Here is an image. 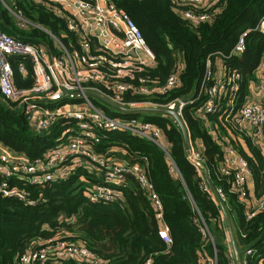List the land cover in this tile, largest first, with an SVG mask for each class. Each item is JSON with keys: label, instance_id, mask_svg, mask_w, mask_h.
Here are the masks:
<instances>
[{"label": "trees", "instance_id": "obj_1", "mask_svg": "<svg viewBox=\"0 0 264 264\" xmlns=\"http://www.w3.org/2000/svg\"><path fill=\"white\" fill-rule=\"evenodd\" d=\"M112 1L134 21L153 52L155 64L145 72L149 80L162 81L171 72L176 76V84L154 99L190 98L182 106L181 117L189 141L193 145L201 144L199 154L208 180L224 190L221 203L239 250L240 264H264V207L247 218L244 204L235 192L228 191L226 177L216 170L221 145L231 144L245 158L252 194L259 196L264 191V148L237 129L229 120L224 105L219 104L202 117L194 113L195 105L206 96L203 91L206 84L202 80L206 58L213 71L218 63L222 73L239 72L241 78L230 110L242 102L247 82L264 50V26L259 24L264 15V0H208L199 5L176 0ZM3 2L6 5L0 1V27L6 32L32 43L49 40L41 27L58 34L64 41L70 38L64 12L53 3ZM8 8L19 11L28 23L19 27ZM185 8L205 11L209 17L194 22L181 14ZM239 36H242L243 48L233 52ZM9 59L14 86H31L33 79L28 60L24 59L27 71L22 75L16 69L21 58L14 55ZM120 114L148 119L162 127L168 152L181 178L169 174L161 148L127 131H104L95 149L143 167L161 201V215L168 226L170 242L158 237V221L146 190L130 173H123L120 183H110L115 190L111 199L89 200V185L99 182L100 178L92 162L83 158L63 179L41 182L13 176L6 179L10 185L27 191L34 202L28 204L0 193V264H18L19 253L53 234L81 242L101 259L102 264H142L147 258L149 264H203L199 257L212 256L213 247L214 264H231L233 257L228 255L221 227L225 226V221L223 224L217 221L220 207L201 188L202 177L186 158L178 125L157 111L132 110ZM67 124H73V120L66 122L58 118L47 129L37 132L29 127L16 102L0 94V143L13 152L24 153L30 159L44 156L63 138ZM261 139L264 145V122ZM196 211L205 219L213 241L199 233L193 221ZM247 248L251 252L245 254ZM204 263L209 264V261Z\"/></svg>", "mask_w": 264, "mask_h": 264}, {"label": "built area", "instance_id": "obj_2", "mask_svg": "<svg viewBox=\"0 0 264 264\" xmlns=\"http://www.w3.org/2000/svg\"><path fill=\"white\" fill-rule=\"evenodd\" d=\"M0 1L6 5L3 0ZM38 1L51 2L64 12L66 29L71 36L64 41L58 34L41 27L51 43L47 41L32 43L0 27V94L16 102L29 127L37 132L47 129L58 118H63L66 122L73 120V124L66 125L63 138L41 157L30 159L24 153L13 152L0 143V193L32 204L34 199L28 196L27 191L10 185L6 180L8 177L25 178L36 182L63 179L83 158H86L92 162L93 170L100 178L99 182L89 185L88 199L93 201L111 199L115 190L110 183H120L123 173H130L138 185L146 190L158 221L156 230L158 237L166 243L170 242L168 226L161 215V201L152 189L143 167L137 162L128 163L123 158H114L105 152H99L95 146L104 131H127L161 148L166 157L169 174L181 178L168 152L162 127L151 120L125 116L120 112L137 110L140 107L172 109L183 122L181 109L190 98L176 96L166 101L154 99L158 93L176 84V76L171 72L162 81L149 80L145 72L155 64L153 52L134 21L112 0ZM176 1L199 5L208 0ZM181 14L194 22L209 17L207 12L192 8H185ZM15 15L18 25L28 23L19 11L15 12ZM259 24L264 26V15ZM242 48L243 39L239 36L232 51L237 52ZM14 55L21 58L16 63V69L22 75L27 71L24 59L28 60L33 79L31 86H14L13 68L9 59V56ZM253 70H256V86L261 94L260 99L242 101L231 111L241 76L237 71L228 73L220 71L221 73L216 74L209 58H206L202 75V80L206 84L203 88L206 96L195 105L194 113L202 117L205 112L212 111L222 104L228 111L229 120L234 122L237 129L250 135L255 144H261L264 122V54ZM109 110L115 113H110ZM160 114L169 116L176 123L169 114ZM208 125L210 127V123ZM200 148V143L196 148L188 138L186 158L193 163L196 172L202 177L201 188L214 203L218 204V200L221 203V199L224 198L222 186L212 185L211 190L197 163L201 162ZM221 148L222 153L216 163V170L226 177L228 191L235 192L244 204L245 216L251 217L264 207V191L259 196H254L247 186V177L250 173L245 158L229 143L222 144ZM196 212L193 221L199 233L213 241L205 219L198 211ZM217 221L220 224L225 221L221 208ZM225 226H221L225 233L223 241L228 255L233 257ZM250 252L248 248L245 250V254ZM212 253L213 255L206 259L203 255L200 256L199 261L203 264L204 261L214 264V247ZM149 261L147 258L142 264H149ZM17 262L102 264L101 259L84 244L67 240L58 234L39 239L35 246L18 254ZM231 264H235L234 259Z\"/></svg>", "mask_w": 264, "mask_h": 264}, {"label": "water", "instance_id": "obj_3", "mask_svg": "<svg viewBox=\"0 0 264 264\" xmlns=\"http://www.w3.org/2000/svg\"><path fill=\"white\" fill-rule=\"evenodd\" d=\"M127 109V108H126ZM151 110V111H157L159 113H164V114H169L170 116L173 117V119L176 121L180 132L182 134V138H183V146L184 149L187 151L188 148V136H187V132H186V128L183 124V122L181 121L180 117L176 114V112L172 109H163V108H156V107H140L137 110ZM197 163L199 164V166L201 167L202 173L208 183V185L210 186L211 190H213L212 184L209 182L207 175H206V171L205 168L203 166V164L199 161H197ZM218 205L221 208L223 215H224V219H225V225H226V229L228 231V235H229V239H230V243H231V247H232V254H233V259L235 264H240V260H239V250L236 248L235 246V242H234V238H233V233L231 230V226L229 224V220L227 217V214L225 212V209L223 208V206L221 205V203L218 200Z\"/></svg>", "mask_w": 264, "mask_h": 264}, {"label": "crops", "instance_id": "obj_4", "mask_svg": "<svg viewBox=\"0 0 264 264\" xmlns=\"http://www.w3.org/2000/svg\"><path fill=\"white\" fill-rule=\"evenodd\" d=\"M9 11L12 13L13 19H14V21L16 23L17 22V18H16V15H15V12L12 11L11 9H9ZM16 24L18 25V23H16ZM19 27H22V26H19ZM47 42L51 43V40L49 39ZM262 54H264V50H263ZM215 73L216 74L217 73H221L218 63L215 66ZM256 80H257L256 70H253L252 71V76H251V78H249V80L247 82L246 93H245V95L243 96V99H242L243 102H246V101H249V100H258V99H260L261 94H260L259 90L257 89ZM261 146L264 148V145L262 144V142H261ZM247 178H248L247 186H248L249 191L252 193L251 177L248 176Z\"/></svg>", "mask_w": 264, "mask_h": 264}, {"label": "rangeland", "instance_id": "obj_5", "mask_svg": "<svg viewBox=\"0 0 264 264\" xmlns=\"http://www.w3.org/2000/svg\"><path fill=\"white\" fill-rule=\"evenodd\" d=\"M145 111H147V112H151L150 110H145ZM194 146H195L196 148H198V142H196V144H194ZM215 237H216V239H219L218 234H217V235L215 234Z\"/></svg>", "mask_w": 264, "mask_h": 264}]
</instances>
